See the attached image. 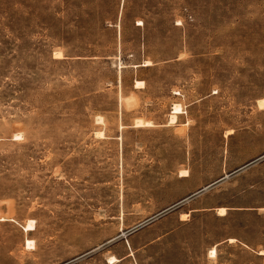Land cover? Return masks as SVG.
Listing matches in <instances>:
<instances>
[{
	"label": "rangeland",
	"instance_id": "1",
	"mask_svg": "<svg viewBox=\"0 0 264 264\" xmlns=\"http://www.w3.org/2000/svg\"><path fill=\"white\" fill-rule=\"evenodd\" d=\"M261 99L264 0H0V264H264Z\"/></svg>",
	"mask_w": 264,
	"mask_h": 264
},
{
	"label": "bare ground",
	"instance_id": "2",
	"mask_svg": "<svg viewBox=\"0 0 264 264\" xmlns=\"http://www.w3.org/2000/svg\"><path fill=\"white\" fill-rule=\"evenodd\" d=\"M145 65H150L149 62H145ZM145 83L143 81H138L137 82V85L138 86H143ZM259 106L261 109H264V99H261L259 100ZM183 113V109L180 105H174L173 107V115L170 117V123H175L177 118H178V115L182 114ZM139 121V119H138ZM137 121V127H143V126H151V123L147 122V123H142L140 120L139 122ZM181 176L182 177H187L188 176V173L187 172H181ZM226 211L227 209L225 208H219L218 209V215L219 216H225L226 215ZM187 215H182V218L186 217ZM185 219V218H184ZM23 229L27 232L29 231H33L34 230V227H33V223L30 221L29 224L25 227H23ZM234 241V240H233ZM34 244L33 241H28L27 242V246L28 247H31L32 245ZM211 256H216V250L215 249H212L211 252H210ZM262 255H264V251L261 252ZM109 260V264H116L119 260L115 257H111L108 259Z\"/></svg>",
	"mask_w": 264,
	"mask_h": 264
},
{
	"label": "water",
	"instance_id": "3",
	"mask_svg": "<svg viewBox=\"0 0 264 264\" xmlns=\"http://www.w3.org/2000/svg\"><path fill=\"white\" fill-rule=\"evenodd\" d=\"M209 187H211V186H209ZM209 187H208V188H209ZM204 190H206V189H204ZM204 190H202V191H204ZM202 191H200V192H202ZM200 192H199V193H200ZM193 196H194V195H193ZM177 205H178V204H177ZM177 205H175V206H177ZM175 206H174V207H175ZM169 210H170V209H169ZM169 210H167V211H169ZM167 211H165V212H167ZM165 212H163V213H165ZM163 213H162V214H163ZM157 217H158V216H157ZM155 218H156V217H155ZM155 218H154V219H155ZM152 220H153V219H152Z\"/></svg>",
	"mask_w": 264,
	"mask_h": 264
},
{
	"label": "crops",
	"instance_id": "4",
	"mask_svg": "<svg viewBox=\"0 0 264 264\" xmlns=\"http://www.w3.org/2000/svg\"><path fill=\"white\" fill-rule=\"evenodd\" d=\"M212 249H215V250H216V248H215V247H213ZM212 249H211V250H212ZM210 252H211V251H210ZM216 255H217V250H216ZM212 257H216V256H212Z\"/></svg>",
	"mask_w": 264,
	"mask_h": 264
}]
</instances>
